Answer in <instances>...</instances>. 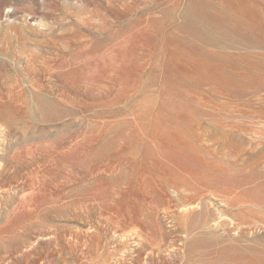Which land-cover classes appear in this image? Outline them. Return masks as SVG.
I'll return each instance as SVG.
<instances>
[{"label":"rangeland","instance_id":"374dc122","mask_svg":"<svg viewBox=\"0 0 264 264\" xmlns=\"http://www.w3.org/2000/svg\"><path fill=\"white\" fill-rule=\"evenodd\" d=\"M0 264H264V0H0Z\"/></svg>","mask_w":264,"mask_h":264},{"label":"bare ground","instance_id":"6f19581e","mask_svg":"<svg viewBox=\"0 0 264 264\" xmlns=\"http://www.w3.org/2000/svg\"><path fill=\"white\" fill-rule=\"evenodd\" d=\"M6 139V138H5ZM2 140V139H1ZM5 142V141H4ZM3 143V142H2ZM6 143V142H5ZM2 149V148H1Z\"/></svg>","mask_w":264,"mask_h":264}]
</instances>
